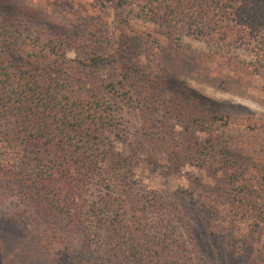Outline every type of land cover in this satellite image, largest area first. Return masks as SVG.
<instances>
[{
	"label": "trees",
	"instance_id": "trees-1",
	"mask_svg": "<svg viewBox=\"0 0 264 264\" xmlns=\"http://www.w3.org/2000/svg\"><path fill=\"white\" fill-rule=\"evenodd\" d=\"M114 7L127 10L124 21L131 16L166 27L175 47L169 61L153 69L140 56L161 47L157 38L123 32L116 59L93 55L89 63L117 61L119 77L99 80L88 93L70 78L41 81L57 56H64L57 35L61 25H54L48 11L17 7L19 27H25L1 24L0 47L6 55L0 59V192L18 195L43 219L39 223L61 222L52 236L56 230H83L90 242L110 240L109 253L129 264H188L183 229L192 219L213 224L217 202L232 206L224 221L234 220L236 208L253 210L255 224L264 222V173L256 186L239 182L245 154L221 127L231 116L201 109L175 73L181 66L185 75L205 71L223 79H264V0H116ZM33 21L54 27L36 31ZM182 35L224 50L242 48L252 58L195 49L186 53L177 44ZM114 98L138 111L144 137L164 147L171 167L197 166L214 176L215 184L191 175L189 207L155 189L135 191L136 154L125 156L113 145L124 140ZM94 178L104 191L86 208ZM55 259L63 261L59 254Z\"/></svg>",
	"mask_w": 264,
	"mask_h": 264
},
{
	"label": "rangeland",
	"instance_id": "rangeland-1",
	"mask_svg": "<svg viewBox=\"0 0 264 264\" xmlns=\"http://www.w3.org/2000/svg\"><path fill=\"white\" fill-rule=\"evenodd\" d=\"M115 1L0 0V30L3 26L9 29L18 27L20 30L25 27V24L19 27L17 7L48 11L55 19L54 25L60 24L64 30L61 33L59 29L57 33L62 37L64 56H57L59 59L53 62L50 75L42 76L41 81L53 79L61 82L70 78L76 87L82 86L88 93L92 84L99 80L115 81L119 77L117 61L97 67L89 63L93 55L116 59L123 32L149 33L157 38L161 47L152 55L148 54L145 58L140 56L153 69L169 61L175 47L166 27L131 16L128 22L124 21L127 10L116 9ZM33 25L36 31L45 33L54 27L39 21H33ZM22 31L28 37L34 35L29 30ZM177 44L186 53L189 49H195L224 53L246 61L252 58L249 51L242 48L224 50L215 42L198 40L189 35H182ZM5 55L0 47V59ZM62 59L67 61L61 63ZM56 65L63 70H58ZM176 71V77L185 79L192 94L199 100L201 109L231 116L228 125L221 127L229 140L245 154V171L239 182L256 186L264 173V79H223L222 74L205 71L185 75L181 66ZM170 89L171 86L167 85L166 91ZM113 102L120 107L118 115L124 128V140H115L113 145L125 156L136 154L137 161L133 167L135 191L155 189L177 199L181 206L189 207L187 201L194 189V176H201L210 185L215 184V177L197 166L171 167L164 147L148 142L144 137L140 128L142 118L138 111L120 99L114 98ZM102 191L101 183L95 178L91 179L86 208L90 207L91 201H99ZM217 207L213 224L203 226L192 219L183 229L188 264H264V222L255 224L253 210L236 208L234 220L224 221L232 206L220 201ZM41 220L35 209L26 205L18 195L0 192V264H57V254L63 257L61 264H129L109 253L110 240L103 238L98 242H90L84 237L83 230L72 233L56 230L52 236V229L62 223L51 219L39 223Z\"/></svg>",
	"mask_w": 264,
	"mask_h": 264
}]
</instances>
